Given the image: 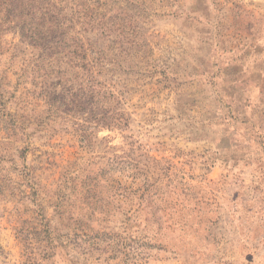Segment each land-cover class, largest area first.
I'll use <instances>...</instances> for the list:
<instances>
[{"label": "rangeland", "instance_id": "obj_1", "mask_svg": "<svg viewBox=\"0 0 264 264\" xmlns=\"http://www.w3.org/2000/svg\"><path fill=\"white\" fill-rule=\"evenodd\" d=\"M263 220L264 0H0V264H264Z\"/></svg>", "mask_w": 264, "mask_h": 264}, {"label": "crops", "instance_id": "obj_2", "mask_svg": "<svg viewBox=\"0 0 264 264\" xmlns=\"http://www.w3.org/2000/svg\"><path fill=\"white\" fill-rule=\"evenodd\" d=\"M263 210V209H262ZM255 224V226H257L258 224H260L258 221H255L252 223V225ZM262 224V225H261ZM260 226L263 227L264 229V220H263V223H261ZM262 237H263V240H264V231L262 230ZM262 257H264V251H262Z\"/></svg>", "mask_w": 264, "mask_h": 264}]
</instances>
